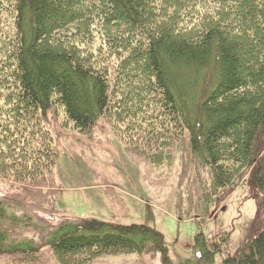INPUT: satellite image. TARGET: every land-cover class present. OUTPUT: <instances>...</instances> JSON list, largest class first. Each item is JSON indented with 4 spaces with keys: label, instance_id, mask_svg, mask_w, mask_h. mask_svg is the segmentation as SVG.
Listing matches in <instances>:
<instances>
[{
    "label": "trees",
    "instance_id": "trees-1",
    "mask_svg": "<svg viewBox=\"0 0 264 264\" xmlns=\"http://www.w3.org/2000/svg\"><path fill=\"white\" fill-rule=\"evenodd\" d=\"M51 114L88 137L102 121L201 222L249 175L260 226L236 255L196 234L181 264H264V0H0V178L49 184ZM48 246L55 264L157 252L169 264L145 225L67 222ZM41 247L12 252L33 263Z\"/></svg>",
    "mask_w": 264,
    "mask_h": 264
},
{
    "label": "rangeland",
    "instance_id": "rangeland-1",
    "mask_svg": "<svg viewBox=\"0 0 264 264\" xmlns=\"http://www.w3.org/2000/svg\"><path fill=\"white\" fill-rule=\"evenodd\" d=\"M62 120L49 115L57 159L46 187L36 192L0 178V236L6 239L0 264H55L46 254L48 245L67 222L148 226L162 235L169 264L191 259L200 233L207 242L220 244L224 254L236 255L260 226L261 194L249 175L201 222L199 214L184 215L185 199L176 180L161 178L147 163L133 159L102 121L88 137L64 128ZM39 244L40 260L33 263H19L21 255L12 252ZM162 258L161 252L111 254L93 264H166Z\"/></svg>",
    "mask_w": 264,
    "mask_h": 264
},
{
    "label": "water",
    "instance_id": "water-1",
    "mask_svg": "<svg viewBox=\"0 0 264 264\" xmlns=\"http://www.w3.org/2000/svg\"><path fill=\"white\" fill-rule=\"evenodd\" d=\"M264 229H262L259 233H258V235L263 231ZM249 240V238L244 242V244L242 245V247L245 245V243L247 242Z\"/></svg>",
    "mask_w": 264,
    "mask_h": 264
}]
</instances>
